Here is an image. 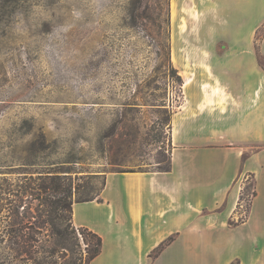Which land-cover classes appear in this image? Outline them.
Listing matches in <instances>:
<instances>
[{"label":"rangeland","instance_id":"obj_1","mask_svg":"<svg viewBox=\"0 0 264 264\" xmlns=\"http://www.w3.org/2000/svg\"><path fill=\"white\" fill-rule=\"evenodd\" d=\"M172 29L170 0H0V264L72 260L55 244V221L68 213L56 206L64 192L53 190L29 198L40 253L12 258L5 198L24 175L98 173L72 172V200H83L100 192L106 172L169 166L171 115L183 101Z\"/></svg>","mask_w":264,"mask_h":264},{"label":"crops","instance_id":"obj_2","mask_svg":"<svg viewBox=\"0 0 264 264\" xmlns=\"http://www.w3.org/2000/svg\"><path fill=\"white\" fill-rule=\"evenodd\" d=\"M170 12L205 28L181 27L179 46L172 29L183 101L170 168L106 172L73 222L103 239L91 264H264V0H170Z\"/></svg>","mask_w":264,"mask_h":264},{"label":"trees","instance_id":"obj_3","mask_svg":"<svg viewBox=\"0 0 264 264\" xmlns=\"http://www.w3.org/2000/svg\"><path fill=\"white\" fill-rule=\"evenodd\" d=\"M79 162V161H77ZM170 168V164L167 170ZM63 172V173H61ZM72 172L76 173V176H99L96 172H86L84 170L79 171H45L34 177L33 175H24L23 183L19 185V188L9 189V195L5 198L7 200L6 207L8 213L6 217L13 219V225L9 229L8 233L11 236L9 238V244L7 245L12 258L17 257L18 254L24 255L27 262L33 260L38 253H40L37 239L29 229L34 231L33 222L30 220L31 206L29 205V198H35V196L41 192L53 190L55 192H64V195L56 200V206L61 210L66 211L68 214L64 216L61 214L58 216V221H55V233L57 239L55 244L57 247L68 248L72 253V260L70 264H91L92 260L98 256L101 252L103 239L98 234L86 227H76L73 222L72 207L75 201H85L96 198V196L83 200H72L73 195V180ZM82 175H78V174ZM76 178V177H75ZM101 191V190H100ZM255 191H251L249 196L254 195ZM249 204V199H248ZM23 209L21 210V208ZM64 226V229L62 228ZM71 230L69 231V229ZM81 228L87 231L86 234H82ZM81 232L82 236L80 235ZM95 239L92 247H90V239ZM68 244V247L66 246ZM86 245L84 249L82 246ZM164 244L160 245L158 251L163 248ZM61 252V253H60ZM50 253L58 254V257H65L66 253L53 248ZM48 255L43 257L42 262H46ZM36 259V258H35ZM28 264V263H27Z\"/></svg>","mask_w":264,"mask_h":264},{"label":"bare ground","instance_id":"obj_4","mask_svg":"<svg viewBox=\"0 0 264 264\" xmlns=\"http://www.w3.org/2000/svg\"><path fill=\"white\" fill-rule=\"evenodd\" d=\"M182 30L181 24H179V21L177 17H175L174 22H173V36L175 40V45L179 46L180 45V31ZM175 60L180 61V57L175 53Z\"/></svg>","mask_w":264,"mask_h":264}]
</instances>
